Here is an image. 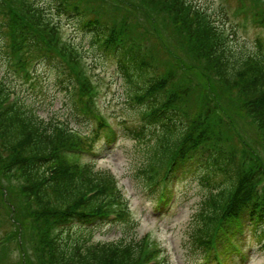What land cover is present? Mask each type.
Masks as SVG:
<instances>
[{
    "label": "trees",
    "instance_id": "trees-1",
    "mask_svg": "<svg viewBox=\"0 0 264 264\" xmlns=\"http://www.w3.org/2000/svg\"><path fill=\"white\" fill-rule=\"evenodd\" d=\"M112 1L114 13L108 16L100 5L109 0H48L46 5L35 0H0V46L5 62H14L25 78L31 76L33 64L52 65L66 89L67 117L74 123L45 120L18 101L3 109L9 90L0 78V175L12 180V221L17 225L3 237L7 242L15 239L17 244L23 238L31 239L34 256L42 264H139L142 260L143 240L84 246L82 240L89 239L95 227H72L52 236V224L65 214L77 217L97 213L113 204L118 207V220L125 223L122 220L129 221L130 211L113 174L95 169V162L71 164V155L59 150L82 148L92 152L101 136L106 141L111 136L89 97L94 86L90 72L80 65L75 47L61 41L58 26L48 12L51 10L57 16L72 18L90 34L93 49L103 48L104 57L110 54L116 60L126 105L132 110L120 125L121 137L132 139L143 149L139 173L145 185L154 186L152 192L160 191L161 171L169 156L175 170L189 147L199 142L206 145L189 168L205 190L190 221V251L198 250L205 264H225L224 256L233 264V248L239 239L236 243L233 240L240 231L241 218L255 222L254 236L264 238V188L260 193L254 191L257 181H264V54L235 53L219 23L191 1ZM239 2L244 5L240 15L264 26V7L259 9L255 0ZM112 41L117 45L111 53ZM164 59L169 61L170 70L161 73ZM175 69L183 87L174 89L173 94L169 86L175 84ZM204 82L212 86L213 102H221L219 97L224 96L234 110L228 113L205 105L211 99L204 93ZM141 96L144 99L140 100ZM162 105L171 109L156 116ZM248 121L262 140L258 149L242 147L235 141L240 134L236 125L244 126ZM231 136L233 147H228L225 138ZM51 167L55 173L44 181ZM94 188L98 192L83 199L84 193ZM169 196L166 182L160 200ZM0 200L6 205L7 200L10 202L6 196ZM221 218L224 223L220 224L217 244L222 260L218 263L211 241ZM74 236L76 241L71 240ZM261 245L264 248V239ZM158 252L156 249L154 254ZM156 264L166 262L162 259Z\"/></svg>",
    "mask_w": 264,
    "mask_h": 264
},
{
    "label": "rangeland",
    "instance_id": "rangeland-1",
    "mask_svg": "<svg viewBox=\"0 0 264 264\" xmlns=\"http://www.w3.org/2000/svg\"><path fill=\"white\" fill-rule=\"evenodd\" d=\"M37 1L47 3L48 0ZM188 1L198 5L210 18L219 23L225 34L228 35V40L235 53H253L258 51L259 48L264 53V26L259 27L255 21L240 15L244 10V5H240L239 0ZM114 3L112 0H109L108 3L101 2L100 6L105 8L106 15L111 16L114 13ZM256 3L259 9L264 7V2L259 1ZM54 19L59 23L61 40H69L73 43L83 55L86 65L91 66L93 79H100L99 87L104 89L101 101L104 102L108 116L117 125L118 121L122 124L120 118L129 116L132 110L126 105L125 88L119 72L114 68V64L110 63L112 61L111 57L101 61L98 51L90 48V37L87 31L77 26L72 18L60 16V18ZM256 40L260 41V46H257ZM1 41L0 38V44ZM180 57L183 61H187L186 57ZM4 63L5 54H3L0 46V78H3L7 88L12 89L18 99L22 100L24 104H28L45 120H69L67 117L68 99L65 87H61L62 84L59 82L52 66L43 63L37 65L35 67L37 81L32 80L25 83L21 76L13 72L12 69L7 68ZM168 68L169 61L164 59L161 73L168 72L170 70ZM208 84L210 85L209 82L202 83L204 93L207 98L211 99L205 105L212 109L220 107L228 113L232 112L234 106L227 104L224 96L219 97L221 102H213L212 86ZM71 124L74 123L71 122ZM252 124L248 121L243 124L244 126L241 124L236 125L240 134L236 136L235 141L242 147L248 144H256L258 147L262 145V140L257 136V133L255 134ZM222 126L225 127L223 124ZM233 143V136L229 139L225 138V145L228 147H233ZM137 145L128 137L118 138L114 147H107L103 141L97 144L95 153L98 156L93 159L96 161L94 167L99 171L114 175V182L119 189V195L122 200L127 202V206L131 209V216L129 221L122 220L125 223L118 221L113 223L114 225L107 223L104 227H100L92 233L89 239L82 240L83 245L115 241L139 243L147 235L152 239L149 244H158L161 251L159 259H164L166 264H198L200 252L198 250L195 252L190 251L188 237L192 226L190 221L201 204L205 190L195 180L187 181L186 179L179 186L178 197H180V200L178 198L169 214L156 218L154 212L157 207L155 205L157 196L147 189L143 176L139 173L142 166L141 154L143 149ZM260 151L263 152V149L261 148ZM81 160L85 161L86 159L81 157ZM192 178L190 177V179ZM11 181V178L6 179L4 175H0V185L2 187L0 188V198L6 196L10 200V202L7 200V205L2 204L0 200V240L5 241L2 249H0V264H34L35 262L36 264H42L39 262V257L34 256L35 252L31 239L28 237L25 240L24 238L20 241L18 239L19 244H17L15 239L7 242L3 237L7 235L6 232L12 227L17 228L16 223L12 221V212L15 209H11L14 202L11 195V183H9ZM19 231L21 234V228ZM76 239L77 237L74 236L71 240L76 241ZM250 245L253 247V251L248 264H264V250L256 246L252 238H250Z\"/></svg>",
    "mask_w": 264,
    "mask_h": 264
}]
</instances>
